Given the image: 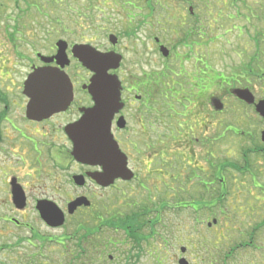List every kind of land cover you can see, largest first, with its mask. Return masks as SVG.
Segmentation results:
<instances>
[{
    "label": "rangeland",
    "instance_id": "374dc122",
    "mask_svg": "<svg viewBox=\"0 0 264 264\" xmlns=\"http://www.w3.org/2000/svg\"><path fill=\"white\" fill-rule=\"evenodd\" d=\"M189 6L195 15H188ZM95 26H99V30L93 33ZM64 30L71 34L67 35ZM110 33L118 39V52L122 55L118 75L123 80L133 76L146 81L148 75L169 68L173 77L175 71L181 74L176 73L175 82L189 91L192 88V79L189 78L202 75L203 70L209 71L210 75L220 74L224 79L222 83L216 82L206 99L190 97L183 107L176 102L174 93L167 92L171 84L164 82L163 92L157 90L152 98L155 101L149 102L150 106L158 108L164 121L163 167L156 157L150 160L143 156V164L137 163L134 160L137 154L129 148L130 165L139 176L138 182L145 184L146 189L132 181L122 186L123 195L97 191L95 197L90 196V200H94V208L71 215L64 210L65 222L56 228L47 227L42 222L33 200L48 196L61 203L73 196L72 191L69 188L65 193L51 191L53 185L46 178V173L42 170L43 174L36 173L34 166L37 165L30 163L28 155L31 151L28 152L25 142L22 144L19 133L9 123L1 122L2 136L9 140H0V264H177L176 255L182 254L180 246L190 245L191 237L194 244L202 245L205 238H210L201 228H192L194 224L188 211L173 208L177 200H187L188 193L192 192V186L187 184L184 175L192 170V165L187 159V138L175 140L174 144L168 125L174 126L172 118L176 113L188 109L191 112L189 116L195 117L197 109L209 104L211 116L207 137L217 141L214 143H217L215 149L219 155L224 145L229 148L227 162L238 158L239 144L233 134L229 131L221 143H218L221 140L218 134L222 129L220 124L229 125L228 130L231 131L253 130L256 124L252 109L234 101L229 93L233 87H248L251 92L259 89L258 82L253 79L254 71L249 72L245 67H254L256 61H252V57L257 50L264 49V0H0V53L9 58L16 53L23 56L18 61L16 58L17 63L14 62L16 64L12 67L0 66V91L9 103L6 115L20 128L25 124L22 118L26 98L21 91L22 81L28 72V57L35 52L45 53L48 43L58 35L75 42L88 40L103 50L111 45L107 37ZM5 37H11L13 41L8 42ZM155 38L169 49L167 58L156 48ZM260 64L264 69L263 60ZM227 81H232V84H227ZM214 102L223 105L222 111L214 109ZM2 107L0 102L1 111ZM199 117L203 119L204 114H199ZM130 124L133 125L134 120ZM194 134L202 139L204 132L195 130L191 136ZM175 153L180 154L177 160ZM150 170L155 173L149 174ZM174 172L179 175L176 181L172 180ZM12 176L17 177L26 195L27 203L22 210L16 209L11 201L7 181ZM232 188L228 197L234 202V198H241V192L235 189V184ZM233 193L234 196L231 195ZM95 210L101 218L96 216ZM156 211L160 224L153 227L159 230L163 240L161 243L151 238L137 241L139 249L130 237L134 234L139 236L141 232V235L149 233V221L155 219ZM131 214L138 217L135 222L137 233H128L130 228L121 225V220ZM106 219L109 224L105 223L108 222ZM142 222L145 223L143 229L140 228ZM82 234L91 237L85 238L92 245V250H88L84 242L86 253L74 245ZM229 235L226 232L223 237ZM221 238H217L218 242ZM190 252L187 253L188 260H191ZM212 252L215 255V248ZM200 257L195 260L196 264L208 263L209 256L205 252Z\"/></svg>",
    "mask_w": 264,
    "mask_h": 264
},
{
    "label": "flooded vegetation",
    "instance_id": "af4514ba",
    "mask_svg": "<svg viewBox=\"0 0 264 264\" xmlns=\"http://www.w3.org/2000/svg\"><path fill=\"white\" fill-rule=\"evenodd\" d=\"M191 8L192 6L188 7L189 16L195 15ZM187 25L190 27V23H187ZM92 30L94 31L93 33L98 32L99 26H95ZM64 32H68L67 35L71 34L69 30H64ZM5 39L8 42L13 41L11 37H5ZM59 41L65 42V46L62 43L60 44L62 48L64 47L65 57L63 58H56L57 43ZM154 41L156 48L159 50L161 43H158L159 41L156 38ZM85 43L91 44V41L75 42L62 35H58L48 43V49L45 53L35 52L33 56L27 59L28 72L24 76V79L35 67H57L68 76L72 88V98L64 110L54 113L49 118L41 121L29 120L25 117L24 113L22 119H24L23 123L25 124L20 128V125L14 123L6 115L9 109L8 99L5 94L0 92V102L3 103L2 109H7V111L0 110V123H9L10 127L19 133L22 144L25 142L28 146V152L31 151V154L28 155L30 163L37 165L34 166L36 168L35 172L41 173L40 171L42 170L46 173V178L50 180L54 188H51V191L65 193L69 188L73 193L71 198L63 199L61 203L55 200L52 201L48 196L45 198L35 197L33 206L36 205L38 200L44 199L54 202L59 208L66 211L71 201L79 197H85L89 201V205L78 206L75 210V212L84 213L92 209V207L94 208V200L91 201L90 196L95 197V194H97L95 192L97 191H111L112 193L120 192L122 195L125 194L122 188L124 184L129 185L132 181H139L138 174L130 165L129 148L131 152L137 154L134 159L137 163L143 164V156H146L147 159L150 158V160L156 157L163 167L164 152L162 145L164 141L162 139V131L164 130V121L160 116L158 108L149 105V102L155 100L149 101L148 99L145 79L133 76H129V79L126 80L121 79L118 75L120 66L118 69L110 71L111 73H116L120 81V101L123 104L122 108L111 119L110 131L120 150L126 156L127 167L133 172V178L129 181L114 178L110 183L106 184L103 179L98 178V175L103 173L101 165L81 163L73 157V144L67 135L66 128L77 122L85 109L92 107L94 104L87 90L92 73L84 68L72 53L74 45ZM97 48L99 49V47ZM102 49L99 50L118 52V39L115 44ZM257 51L251 59L252 61H256V63L254 62V67H252V71L255 74L253 79L259 84L257 86L259 89L252 91L254 103L252 105L247 104L234 96L231 93L232 91L229 93L234 97V101L252 109L256 124L253 125V130L235 129L234 131L228 130L229 125L220 124L222 129L220 130L221 133L218 134L221 137L218 143L227 138L229 131L233 134L232 136L235 140L238 141L239 147L237 153L239 156L236 160L227 162L225 159L228 158L229 148L224 145L223 151H219V155L215 149L217 143H214L217 141L210 140L207 137L209 116H211L209 104H203L202 109H197L198 114H196V118L189 116L191 112L188 109H184L180 114L176 113L174 118H172L174 126L168 125V128L171 127V135L169 136L174 144L175 140L179 141L180 138H187L186 142L189 149L187 159L188 163L192 165V170L184 175L187 184L192 186L193 193L189 192V198L185 201L177 200L173 208L188 211L192 216L191 220H193L194 224L192 228H201L204 234L210 236L209 239H204V236H202L205 241L203 245L200 243L194 244L191 237L189 239L191 241L190 245L180 246L182 254L176 255L177 264H179L180 259H184L187 264H196L195 260L197 258L201 259L200 255L203 252L209 256L207 264H264V118L255 108V104L264 99V69L260 64L261 60L264 61V49ZM16 54L9 58L6 54L4 56L0 53V66L2 68L12 67L17 63L19 58L23 59L22 55ZM172 78L173 93L175 94V75ZM199 78L203 79L204 82L198 84L193 82L191 84L192 88L188 92L189 97H192L194 100L206 99L211 89L206 74H202ZM132 91L134 92L132 95L126 94ZM209 100L211 105H213L211 98ZM219 111H222V108ZM199 114H204V118L201 119ZM119 118L123 119L124 127L118 126L117 122ZM133 120L134 124L131 125L130 122ZM177 121L178 123L175 124ZM202 128L204 130H201ZM195 130L204 132V135L201 136L202 139L195 137V134L191 136ZM37 131L41 134L36 133ZM2 135L0 125V140L2 138L9 140L7 136ZM192 137L193 140L191 139ZM140 143H142V146L139 147ZM179 155V153H175V159ZM24 161L27 162L28 160ZM173 170L175 171V169ZM151 172H154V170L148 171L149 174H152ZM177 176L179 175H175L174 172L172 180L176 181L178 179ZM139 184L142 188L146 189L145 184L138 182ZM234 184L235 189L241 192V198H234V202H232L228 196L231 193L230 191H233L232 185ZM231 195L234 196V193ZM95 212L96 216L100 215L98 211L95 210ZM157 212L155 219L149 221V227H151L149 233L141 235L143 234L141 232L139 236L131 234L130 238L133 237L132 240L137 248L139 247L140 249L137 241H146L151 238L156 241L159 240L161 243L163 240L159 230L153 227L160 224ZM132 216L133 214L128 217ZM126 222H128L127 227L130 228L128 233H137L138 226L129 219ZM144 224L142 222L140 225L141 229H143ZM226 232H229L230 235L223 237ZM86 236L88 239L91 238L88 234ZM86 236L82 234L78 242L74 243L75 247L77 249L80 248L83 253H86V250H83L84 242L87 243L85 240ZM217 238H221L220 242H218ZM87 245L89 247L88 250H92V245L89 243ZM214 248L215 255L212 252ZM190 250L191 260H188L187 253Z\"/></svg>",
    "mask_w": 264,
    "mask_h": 264
},
{
    "label": "water",
    "instance_id": "95a60500",
    "mask_svg": "<svg viewBox=\"0 0 264 264\" xmlns=\"http://www.w3.org/2000/svg\"><path fill=\"white\" fill-rule=\"evenodd\" d=\"M109 41L115 44L117 39L109 35ZM64 41L57 43L56 58L65 57ZM166 57L169 50L165 46L159 48ZM73 55L83 67L93 73L87 86L88 93L94 102L93 106L85 109L81 118L66 128L67 135L72 141L73 157L82 163L98 164L103 167V173L98 178L106 184L114 178L120 177L129 180L133 173L127 168L126 156L121 152L117 142L110 131L111 119L122 108L120 102V81L115 73L121 62L122 55L114 51L102 52L90 44H76L72 47ZM63 66V64H61ZM22 93L28 98L25 105V116L30 120L40 121L52 114L64 110L72 98V88L68 76L57 67L34 68L23 82ZM233 94L248 104L254 103V96L248 88H236ZM215 103V102H214ZM216 109H221L222 104L215 103ZM255 108L264 117V99L260 100ZM119 127H124L122 118L117 122ZM11 199L15 208L21 210L26 205L23 189L11 180ZM89 205L85 197H79L68 204L67 213L72 214L78 206ZM36 210L42 221L50 227H58L64 223V212L53 202L40 200ZM180 264H187L184 259Z\"/></svg>",
    "mask_w": 264,
    "mask_h": 264
},
{
    "label": "trees",
    "instance_id": "16d2710c",
    "mask_svg": "<svg viewBox=\"0 0 264 264\" xmlns=\"http://www.w3.org/2000/svg\"><path fill=\"white\" fill-rule=\"evenodd\" d=\"M245 68H247L249 70V72L252 71V68H250L249 65H247ZM207 72L203 70V73L202 74H206V76H208V80L207 81L211 85V88H214L215 87L216 82L222 83L221 81L224 78H222V76L220 74L218 76L217 75H214V73H213V75H210V72L209 71H207ZM176 73L179 74L178 72L175 71V75H176ZM240 74L244 75L245 72H240ZM172 75H173L172 70L169 69V68H166L161 73H157V74H153V75H148V77H146V81H147L146 84L148 83L147 84V86H148L147 87V92H148V99H149V101L152 100V98H154L153 94L157 90L160 91V92H163L162 84H164V82L167 83V84H171L169 86V90H167V92H169L171 94L173 93L172 92V88H174V87L172 86L173 85V81H171V79H173L172 78ZM179 76H181V74H179ZM200 76H202V75H198L197 74L194 77L189 78V80L192 79V83L194 82L195 84L203 83L204 80L201 79V78H199ZM226 83L227 84H232V81H227ZM188 92H189L188 90L187 91L186 90H183L182 86L179 85V83L175 82V100H176V102H178L179 104H181L182 107L186 105V102L185 101H187L188 98H190L189 95H188ZM166 104H167L168 107H170V103H167L166 102ZM106 220L108 221V219H106ZM126 220H127V217L124 220H121V225L123 227H125ZM107 224H109V221L107 222ZM40 240H42V239L40 238Z\"/></svg>",
    "mask_w": 264,
    "mask_h": 264
}]
</instances>
